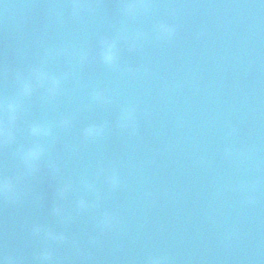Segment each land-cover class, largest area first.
Listing matches in <instances>:
<instances>
[{
	"label": "water",
	"instance_id": "water-1",
	"mask_svg": "<svg viewBox=\"0 0 264 264\" xmlns=\"http://www.w3.org/2000/svg\"><path fill=\"white\" fill-rule=\"evenodd\" d=\"M128 2L0 0V104L21 103L14 142L0 145V180L15 190L0 196V258L264 264V0H144L133 17ZM103 39L117 43L115 68L100 60ZM40 65L60 78L57 93L18 97L17 74ZM125 109L133 121L121 127ZM34 122L52 135L31 137ZM91 125L103 134L85 138ZM33 142L46 152L29 174L17 150Z\"/></svg>",
	"mask_w": 264,
	"mask_h": 264
},
{
	"label": "clouds",
	"instance_id": "clouds-1",
	"mask_svg": "<svg viewBox=\"0 0 264 264\" xmlns=\"http://www.w3.org/2000/svg\"><path fill=\"white\" fill-rule=\"evenodd\" d=\"M86 5L81 3H75L74 8L85 7ZM150 5L144 0H132V2L124 3L121 6L122 14L125 16L133 17L137 15V11L140 9H148ZM159 30L161 35L171 38L174 35L175 29L166 24H160ZM120 38V37H119ZM125 40H130L129 37H123ZM134 47V45H132ZM100 60L101 62L109 67L115 68L118 65L119 53L118 47L115 40L103 39L101 41L100 48ZM16 79L19 83L18 97L29 98L31 97L37 88H44L47 86L49 94L55 95L60 87L61 80L59 77L49 74L43 67V65L33 67L30 71V75L22 76L17 74ZM94 99H102L101 95L97 93ZM21 103L19 99L12 98L7 102L0 104V111L7 114V121L5 122L0 117V145H8L14 142V133L12 128L15 121L17 120V114L20 111ZM127 121L129 124L133 121V110L125 109L121 116V127L126 125L123 123ZM70 121L64 119L61 121L62 126H68ZM104 128L102 125H91L84 129L85 138H94L103 134ZM28 134L33 138H40L52 135V128L45 124L34 122L28 126ZM46 152V148L39 142H33L27 147H21L17 150V155L25 166L29 174H35L39 172V165ZM118 178L113 175L109 178L110 185L115 188L118 185ZM91 187V186H89ZM69 186H64L58 189L57 195L63 199L68 191ZM0 196L6 199H14L15 190L14 184L10 179L0 180ZM89 207L88 202L81 198L76 202V209L83 211ZM53 214L62 215L61 208L59 206L53 207ZM112 219L109 214H105L101 221L102 226L108 227L111 225ZM33 234L39 235L41 232L44 233L45 237L53 241H63L65 236L63 234L55 233L49 229H44L41 226L33 228ZM38 260L40 264H53V254L49 249L43 250ZM0 264H10V258H0ZM152 264H159L158 261H153Z\"/></svg>",
	"mask_w": 264,
	"mask_h": 264
}]
</instances>
